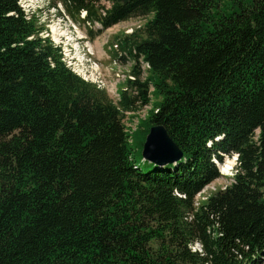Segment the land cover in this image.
Segmentation results:
<instances>
[{
  "label": "trees",
  "instance_id": "trees-1",
  "mask_svg": "<svg viewBox=\"0 0 264 264\" xmlns=\"http://www.w3.org/2000/svg\"><path fill=\"white\" fill-rule=\"evenodd\" d=\"M61 1L102 28L145 22L114 37L131 62L114 100L0 0V264H262L264 0ZM152 94L135 143L123 120ZM154 125L180 160L143 158ZM232 154L231 183L195 201Z\"/></svg>",
  "mask_w": 264,
  "mask_h": 264
},
{
  "label": "rangeland",
  "instance_id": "rangeland-1",
  "mask_svg": "<svg viewBox=\"0 0 264 264\" xmlns=\"http://www.w3.org/2000/svg\"><path fill=\"white\" fill-rule=\"evenodd\" d=\"M20 1L23 4L45 8L39 14V24H42L44 29L41 33L43 37H49L57 44L61 42L65 64L85 79L97 82L108 91L114 100H117L116 88L124 82L130 70L131 62L123 61L113 56L114 37L121 33H131L145 21L139 18H129L107 28H102L101 23L96 21L95 26H92V31L84 26L81 14L76 17H71L65 11L64 4L61 0ZM230 3L231 0H226L227 5ZM49 4L51 5L49 6ZM106 5L108 4L106 3ZM52 27H55L58 31L55 37L53 36ZM142 76L144 77L145 74ZM158 98L160 100L159 95L154 96L152 94L149 105L142 107L136 113H126L123 120L126 129L130 131L138 129L133 134L135 143L142 137L141 129L143 126H138L139 120L143 119L153 109L156 102L159 101ZM226 158L232 159L233 164L231 168L228 172H223L220 168L221 164L218 163L221 176L206 185L196 195L195 201L202 200L212 192L224 188L231 183L232 176L235 173L236 158L232 155L224 157V159Z\"/></svg>",
  "mask_w": 264,
  "mask_h": 264
},
{
  "label": "water",
  "instance_id": "water-1",
  "mask_svg": "<svg viewBox=\"0 0 264 264\" xmlns=\"http://www.w3.org/2000/svg\"><path fill=\"white\" fill-rule=\"evenodd\" d=\"M127 2V0H118ZM144 159L156 165H165L181 159L182 152L161 125L151 126L142 146ZM238 156L235 155V158Z\"/></svg>",
  "mask_w": 264,
  "mask_h": 264
},
{
  "label": "bare ground",
  "instance_id": "bare-ground-1",
  "mask_svg": "<svg viewBox=\"0 0 264 264\" xmlns=\"http://www.w3.org/2000/svg\"><path fill=\"white\" fill-rule=\"evenodd\" d=\"M109 4L108 1H103V4L106 5ZM95 23L96 22H85L86 26L89 28V29H92V26L94 27L95 26ZM52 32H53V36L55 37L56 33L58 32L56 30L55 27H52ZM182 156V155H181ZM220 168L223 172H228V170L231 168L232 164H233V161L232 159L230 158H226L224 159V161L222 163H220Z\"/></svg>",
  "mask_w": 264,
  "mask_h": 264
},
{
  "label": "built area",
  "instance_id": "built-area-1",
  "mask_svg": "<svg viewBox=\"0 0 264 264\" xmlns=\"http://www.w3.org/2000/svg\"><path fill=\"white\" fill-rule=\"evenodd\" d=\"M19 3H20V6L25 10V11H28V7H27V4H23L22 1L19 0ZM29 16V14L27 15V17Z\"/></svg>",
  "mask_w": 264,
  "mask_h": 264
}]
</instances>
